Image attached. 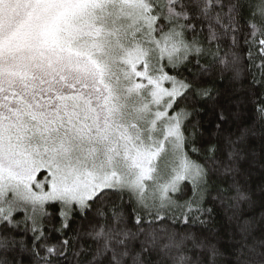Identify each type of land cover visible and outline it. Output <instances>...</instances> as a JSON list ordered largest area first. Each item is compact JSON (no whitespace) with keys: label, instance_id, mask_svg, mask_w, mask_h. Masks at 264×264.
Wrapping results in <instances>:
<instances>
[{"label":"snow or ice","instance_id":"6c2138e0","mask_svg":"<svg viewBox=\"0 0 264 264\" xmlns=\"http://www.w3.org/2000/svg\"><path fill=\"white\" fill-rule=\"evenodd\" d=\"M229 39L232 47L242 39L264 68V0H0V229L23 224L39 264H55L74 245L46 242V205L59 204L65 221L69 212L87 219L95 209L87 231L78 232L95 250L74 256L90 254L87 264H151L158 234L140 240L143 229L131 231L115 204L109 219L105 204L127 195L149 216L179 211L185 223L211 211L202 207L209 180L239 172L247 129L226 136L221 154L218 143L196 147L198 123L188 124L203 111L200 102L214 112L217 130L228 120L232 101L217 104L214 87L203 84L210 64L201 60L238 63L235 52L231 61L220 56ZM253 82L264 88V73ZM252 103L264 121V91ZM136 223H143L139 214ZM184 240L216 264V246L191 235L169 237L160 251ZM0 246H9L7 235ZM173 259L198 264L184 254ZM236 264H253L244 246Z\"/></svg>","mask_w":264,"mask_h":264},{"label":"trees","instance_id":"16d2710c","mask_svg":"<svg viewBox=\"0 0 264 264\" xmlns=\"http://www.w3.org/2000/svg\"><path fill=\"white\" fill-rule=\"evenodd\" d=\"M233 52L240 56V60L234 65L229 64L227 68L219 61L212 63L211 58L201 60V63L210 64L203 84L206 87H214L217 104L224 105L226 101H232L227 104L229 110L227 122L221 123V128L217 130L216 124L219 121L214 112L208 104L200 102L196 107L203 111L193 114L188 124L191 130L192 125L198 123L196 147L204 149L209 142L218 143L221 154L225 153L226 136L230 135L235 139L242 130L247 129V135L242 142L245 158L238 165L239 172L234 178L213 173L209 180L208 194L204 197L202 207L211 211L197 213L199 219L195 222L189 219L185 223L186 217L179 211H161L162 219H157L155 215L149 216L139 209L135 201L129 202L127 195L123 197V203L118 195L111 196L105 204V210L110 219L111 208L114 204L117 205V211L123 214V222L131 231L143 229L140 240L145 239L148 233L156 232L160 247L169 242V237L179 242L185 236L191 235L197 242L204 240L216 246L219 252L216 264H236L241 246H244V251L253 264H261V260H264V121L258 119L252 101L264 91L260 84L253 82L254 78L257 81L261 79L264 68L261 67L262 61L259 58L249 59L247 46L242 39L235 47L231 46L230 39L222 41L220 56L223 58L225 53H229L227 59L231 61ZM193 158H196L195 153ZM238 191L244 193L246 199H239ZM189 196L190 190L179 197L180 202ZM94 212L95 209L89 211L87 219L79 210L69 212L65 221L60 215L59 204L46 205L47 214L42 217L40 226V230L47 237L46 242L51 245L64 239H71L74 245L66 251V258H59L55 264H77L78 260L80 264H87V260L91 258L90 254L76 257L73 253L80 249L95 250L94 241L86 235H78V232L87 231L88 221L93 218ZM137 214L143 220L141 225L136 223ZM14 215L18 220L23 219L20 213ZM200 220L205 223H201ZM65 222L69 227L62 228ZM56 229L61 231L58 232ZM4 235L8 236L9 246L7 248L0 246V264H39V257L33 254V233L24 231L23 224L19 228L0 229V237ZM43 243L44 240L37 241V244ZM136 247L139 248V241L136 242ZM160 247L151 254V264H174L173 258L181 254L198 261V264H209L206 249L193 248L192 240H184L180 249L173 248L167 253L160 251ZM37 250L40 256H44L42 248Z\"/></svg>","mask_w":264,"mask_h":264},{"label":"rangeland","instance_id":"374dc122","mask_svg":"<svg viewBox=\"0 0 264 264\" xmlns=\"http://www.w3.org/2000/svg\"><path fill=\"white\" fill-rule=\"evenodd\" d=\"M41 179H43V177H41ZM14 214H17V213H14ZM20 214H22V215H23V213H20Z\"/></svg>","mask_w":264,"mask_h":264}]
</instances>
